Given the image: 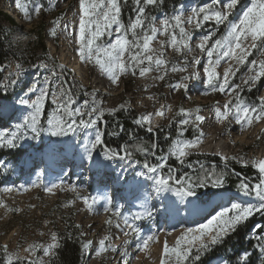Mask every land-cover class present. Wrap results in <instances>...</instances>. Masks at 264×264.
<instances>
[{"label": "snow or ice", "instance_id": "obj_1", "mask_svg": "<svg viewBox=\"0 0 264 264\" xmlns=\"http://www.w3.org/2000/svg\"><path fill=\"white\" fill-rule=\"evenodd\" d=\"M165 0H132L134 15H129L127 22L122 19V5L128 0H78V19L71 22V25L64 23L61 31L70 32L78 47V57L85 63H92L98 66L99 70L110 78V82L119 86L123 74L133 76L139 74L146 77L153 70L160 73L154 79L164 80L169 70L172 72H187L188 67L192 72L184 75L181 79L169 86L174 90L183 89L187 91L189 84L186 81L199 80L206 83L212 92H219L231 97L222 105L215 107V117L221 122L229 120L231 117L238 124L244 127H251L255 122L264 121V96L258 97V102H249L242 93L247 89L251 91L256 87L257 82L264 78V0H251L247 7L241 9L242 15L233 13L241 4V0H210L202 6L192 7L190 14L185 16L184 9H181L172 16L164 14L157 26V17L150 9L161 8ZM17 7L22 9L28 22L33 19V14L39 16L45 8L41 0H33L32 10L21 0H17ZM57 4L53 0H48V8L54 9ZM230 17H233L230 19ZM208 22H213L215 26L224 25L225 34L219 39H213L214 33L209 32L199 38L195 47L201 52V56H189L186 53L193 52L191 42L194 40L193 31L184 27L185 23L192 26V29L203 28ZM60 24V19L53 21V27L49 35L56 38L58 33L55 25ZM168 37L167 41H160L161 48L154 49L152 41L157 38V34ZM113 36V40L104 42L102 37ZM131 37V38H129ZM211 41V43H210ZM168 43L178 53L183 56V66L177 68L175 61H169L164 57L163 47ZM255 49L259 54L258 59L248 60ZM128 54L127 60L125 54ZM202 57H206L207 65L203 67V76L197 70L201 65ZM215 57V58H214ZM229 61L228 67L221 75L216 71L222 60ZM53 58L46 56L38 65L37 71L43 69L53 78L47 76L43 82L36 78L27 84L20 96L18 103L28 106L30 111H26L22 121L15 125V130H0V148H16L20 141L25 139H38L42 133H49L56 137H65L69 134L76 135L82 129H94L92 136L81 141L83 148L82 159L89 165L96 167H107L111 162L120 160L128 161V168L133 162V152L142 153L145 156L142 171L135 173L136 177L145 178L152 181L150 188L142 189L138 193L136 212L126 213L123 211V204H113V198L105 193L103 197H91L81 195L75 185H70L69 189L76 193L77 197L87 204L89 209H94L103 199L104 210L111 212L106 220L108 226H114L119 230L125 239L121 245L112 243V235H104L102 239L94 242L92 239H85L87 233L79 234V251L87 255L89 251L95 250L98 253L115 252L120 256V264H130L129 246L135 242V246L140 251H146L149 242H156L160 239L156 232L144 235L139 222L151 220L156 215L157 209L152 206V201L164 197L171 201L170 205H165V210L169 207L179 213V200L188 209V214L200 211L198 202L211 203L212 198L223 195L227 192V177L235 174L230 168V163L235 161L244 166L252 165L257 168V182L253 183L250 178L244 177L236 184L237 189L244 197H254L255 202H230V206L216 204L212 211L204 217L206 222L196 223L193 227H186L180 231L174 244L169 245L167 238L163 240L162 257L160 264H203V258L211 253L218 246L225 244L226 239L237 233L238 230L247 225L250 220L257 215L264 219V158H246L244 156H227L221 154L224 163L222 169L217 170L215 163L205 166L199 160L195 163H188L187 157L198 153L200 144L203 142L204 133L200 123L205 117L200 114V110L193 112L184 107L179 108L178 115L181 119L173 121L178 123L179 128L176 138L171 141L167 152L157 156L159 144L149 142L145 144L135 133L129 134V140L133 143L125 142L116 148L110 147L105 142V131L100 128V123L108 124L106 115L115 116L118 111H131L130 104H120L117 107H104L103 101L97 98L98 89H93L89 98L83 100L79 107H76V100L71 88L62 86L67 81H62L58 90L51 88L55 79L64 76L65 72H75V69H68L64 63H51ZM235 62V65L231 63ZM171 68L169 69V65ZM248 65L247 72L241 77L240 83L234 82V77L240 70L241 65ZM6 66L0 65V73L5 71ZM22 65L17 63L15 71L9 72L7 77L0 81V92H6L10 87L14 90L22 82ZM147 88V86H145ZM34 96V98H32ZM53 105L52 110L46 114V103ZM171 106L164 104L154 113H146L134 119L137 127L144 128L147 133H154L152 120L154 116L163 117L170 110ZM5 115V107L0 104V121ZM86 117V118H85ZM119 132L109 133V135H119L124 131L122 124H117ZM191 127L199 133L191 139L184 138V133ZM171 133L169 132V136ZM167 139V137H166ZM139 141V142H137ZM155 158L152 163L147 157ZM175 158L179 165H187L193 169L192 173L181 172L180 169L172 167L169 163L171 158ZM139 163V161H135ZM197 166H199L197 168ZM0 168H7L5 163L0 162ZM167 169V174L163 170ZM127 168L120 170L122 180L127 179ZM202 173V175L200 174ZM43 175V172L40 173ZM61 184L63 181L60 182ZM59 187L53 184L46 188L52 192ZM212 188L217 192H201V189ZM11 191L10 188L5 189ZM171 193L170 196H165ZM173 197L175 199H173ZM202 198L203 201H202ZM75 201H69L74 203ZM0 206L4 202L0 200ZM219 209V210H217ZM18 211V209H11ZM115 217V219H113ZM210 217V218H209ZM77 229L81 226L76 225ZM250 233L257 243L253 248L257 254V259L264 260V224H254ZM171 233L169 232V235ZM43 235V233L41 234ZM51 239L47 243H31L24 251L30 255L21 256L19 250L9 251L8 245L2 247L6 257L5 264H55L58 256V249L61 247L62 236L56 231L50 233ZM71 237H69L70 239ZM37 252H42V256H37ZM253 252L243 250L237 257L236 264H255L252 260ZM44 257H49L46 261ZM221 264H232L227 258H221Z\"/></svg>", "mask_w": 264, "mask_h": 264}, {"label": "rangeland", "instance_id": "obj_2", "mask_svg": "<svg viewBox=\"0 0 264 264\" xmlns=\"http://www.w3.org/2000/svg\"><path fill=\"white\" fill-rule=\"evenodd\" d=\"M41 2L45 4V8L39 16L33 14L32 21L28 22L24 16L23 10H20L16 14L8 12L12 9L10 6L14 5L15 0H0V12H7L11 16L13 15V18L17 23L19 22V26L21 27V29H15L12 36L8 40V44L12 52V58L14 59L11 58L10 61L3 65L6 66V68L3 73H0V81H2L4 77H7L9 72L15 71V65L17 64L15 59L19 60L20 58H23V60L19 61L20 63L23 61V64H30V61H38L31 67L30 70H28L27 65H22V82L14 90L10 87L6 92H2L4 94H10L12 99L2 100L0 101V104H3L4 107L6 104H10L15 110H12V108L7 110V108H5L4 118L0 121V130L8 129L10 131H14L15 125L22 121L23 114L16 107L27 84L31 83L36 78H38L42 83L46 76L50 80L53 79L50 74L45 72L43 69H40L38 72L36 68V65H38L47 55H50L53 58V62L57 64L64 63V57H66V59L68 58L67 60L72 63L75 59L81 61L78 57V52L75 50L78 47V44H76L70 32L61 31L64 23L71 25V22L78 19V0L74 1L66 10H62L63 7L61 6L66 4L68 0L66 2H64V0H53V2L57 4V7L54 9L48 8V0H41ZM250 2L251 0H241V4L233 13V17L237 14L242 15L241 9L247 7ZM24 3L28 6L29 11H31L33 7V0H24ZM204 3H210V0H183L177 7L172 8L169 12L157 13L155 15L157 17V26H159V22L163 19L164 14L172 16L178 12L181 7H183L185 16H187L190 14V9L192 7L202 6ZM125 8L127 10V4H125ZM150 11L152 12V9H150ZM233 17H230V19ZM57 18L60 19V24L55 25L58 33L56 37L58 40L56 42L59 46H57L56 49H53L50 48V42H52V39L49 33L53 27V21ZM0 24L7 27L11 26V23L5 19L1 13ZM222 26L224 27L223 29H221ZM184 27L192 30L194 35V40L191 42L193 52L186 53V55L189 56V59L193 55H202L200 50L195 47L201 36L212 32L215 34L213 39H219L225 34V26H215L213 22L206 23L204 27L200 29H192V26L187 23H185ZM62 33L66 34V45H61L59 43ZM113 38V36L106 35L105 37H102V40L104 42H109L113 40ZM167 40V36L158 33L157 38L152 41L151 46L154 49H160V41ZM43 43L45 48H43ZM163 52V58L169 61H175L177 68L183 66V56L172 48L170 44L166 43L164 45ZM127 58L128 54L126 53L125 59L127 60ZM258 58H260L259 54L255 49H253L252 54L248 57V60L251 61ZM81 62L85 72L88 73L86 78L89 77L90 82H87L84 76L80 75V72L75 70V72H71L69 77L55 79L51 85V88L58 90V86H61V82L69 79V81L62 86H71L74 93V99L76 100V107H79L83 100L89 98V94L93 89L99 90L97 98L103 101L104 107L118 108V106L122 103L130 104L131 109L139 116L149 112L154 113L160 109L161 105L168 104L171 106L170 110H168L163 117L154 116L152 124L156 131L167 128L172 129L175 132H177L179 125L173 121V117L176 118V121L181 119V116L178 115L180 107L191 109L193 112H195L196 109H199L200 114L205 117V120L200 123L201 130L205 135L203 137V142L199 146L198 153L203 154L205 151L209 152L211 155L220 158L223 163L222 158L219 156L220 154L217 155L216 153L217 150H214L211 153V151L204 149L205 147L208 148L216 145L215 147L217 149L222 150L225 148L224 150L228 152L227 156L229 157L235 155L244 156L249 159L260 158V150L264 146V121H254L251 127L242 128L241 125L231 117H229V120H225L223 122L216 119L215 107L217 104L222 105L225 101L231 99V97L223 93L212 92L207 87L206 83H202L199 80L186 81L189 84V89L187 91L183 89L174 90L169 86L170 84L179 81L184 75L191 73L192 68L190 66L188 67L187 72H172L169 70L164 80L154 79L160 75V73L155 70L143 78L140 77L138 73L135 76L131 74H123L121 76L119 86H116L114 84L112 85L110 78L102 73L98 66L92 63ZM231 63L235 65L234 61H231ZM228 64L229 61L227 58L222 60L221 63L216 66V71L222 75L224 69L228 67ZM67 65L74 69L70 64ZM206 65L207 59L206 57H202L201 65L197 66V70L201 72L202 76L204 75L203 67ZM170 68L171 64L169 65V69ZM247 69V64L240 66V70L233 78L235 83L241 82V77L247 72ZM104 84L108 87L110 86L109 90L102 87ZM145 86H147V88ZM81 94L84 95V99L81 98ZM242 96L249 102H258V97L264 96V78L257 82L256 87L251 91L245 89ZM32 98H34V96ZM205 98H208L209 100L207 106L205 105L207 103H204ZM52 107L53 105H51L50 102L46 103V114L52 110ZM15 111L16 113L13 114ZM214 120H217L218 124L215 128V132L210 134L211 132H209V127ZM99 126L102 130L103 127H106V125L102 122ZM191 130L192 132H195L192 128ZM185 133L184 138L188 139L185 136ZM47 138L49 139L48 142L46 141ZM86 138L88 137L83 129L76 135L69 134L65 137H56L45 132L42 133L38 139H25L20 141L16 148H0V152L8 151L12 154H17V156L10 154L0 155V162L7 165L6 169L0 168V200L4 202V206H0V252H3V245L7 244L9 251L19 250V254L21 256L28 257L30 254L24 251V249H26L29 244L50 242V233L52 231H56L59 234L60 231H63L65 220L69 218H73L76 223L81 226V232L87 233L85 239H92L94 242H97L99 239H102L104 235L110 234L113 237L112 243L114 245L119 246L122 244V241L125 239L123 234L114 226L110 227L106 224V220L111 215V212H107V216L105 217L106 219L100 223L98 221V217L100 216L102 208H99L100 206L97 204L94 209H89L87 204L78 198L75 192L69 189V186L75 185L81 195L95 197L101 187L111 185L112 183L116 194L115 203L117 202L116 204H118L120 201L121 204H124L126 208L125 210L128 208L130 209L133 204L130 203L128 206L126 196L124 195L127 192V187H125V192H122V187L120 188L121 182L119 180L115 182L114 178H111L112 176L114 177V175H118L122 168H126L129 162L117 160L111 162V164H109L110 166L108 165L107 167L89 165L82 159L83 148L81 146V141ZM212 138H215V144L211 143L208 146V142ZM41 142L42 146L40 145ZM41 147L42 149L39 150ZM52 154L57 157V160H55L57 162H55L54 166L48 157ZM135 155L145 160V156L142 153L133 152L132 166L129 169L127 167V169L133 173L131 179H133L135 176L134 173L137 171L135 168L143 169L141 164L135 163V161H137ZM43 157H48L47 161L49 163L43 160ZM147 159L151 162L155 161V158L152 157V159H150V156L147 157ZM199 161L202 164H205V166L213 164L206 159H199ZM56 163L58 164L56 165ZM189 163L194 164L195 162ZM115 165H120L121 167L118 171H116V174H112L111 176V173L108 172H110ZM230 165L244 166L236 163L235 161L231 162ZM70 166L73 167V171L70 175H65ZM223 167L224 166L217 165V170L222 169ZM185 168L188 171L192 170L191 168H188L187 165ZM38 169H40V172ZM51 170H55V172L49 174V171ZM113 170H117V168ZM255 170L256 174L249 177L253 183L257 182V174L259 171L257 168H255ZM180 171L182 172L181 169ZM41 172H43L42 176L40 175ZM200 174L202 175V173ZM52 177H56L55 180H53ZM233 179H236V177L230 174L227 177V184ZM239 180L240 179H238V182ZM61 181H63L62 184L60 183ZM53 184H58L59 187L54 188L52 192H48L46 188L51 187ZM130 184L131 182H128L127 186H130ZM151 184L152 181H145L142 184H136L135 189L138 190L141 187H147V185L150 187ZM227 184L226 188L228 189ZM7 188H10L11 191H6L5 189ZM200 191L217 192L218 190L205 188ZM226 193L233 199L236 197V194L239 193V190L235 189L233 193L228 190ZM220 198L221 197L218 196L213 197L211 203L198 202L200 211L188 214L189 216L186 218L183 215L184 213H188L187 208L180 204L177 200V204L180 205V211L182 208H186V211H179V213H177V218L173 219V226H171V223L167 222L158 214H156L152 220H144L139 222V224L143 230V234H152L153 232H156L160 237L161 234L164 233L165 238H167L168 243L171 246L174 244L176 238L173 239L171 234L169 235V232L171 233L172 231L178 229L190 227L189 224L191 222L185 221H190L192 215H196L195 217L200 219L194 221L198 223V221H205L204 217L212 211V208L215 207L216 204L230 206L229 202L224 204L221 202ZM203 199L204 198H202V201ZM69 201L75 202L69 203ZM245 202L254 203L255 198L248 197V200ZM11 209H18V211H13ZM170 210H173V208ZM126 213L128 212L126 211ZM200 213L202 214L201 216ZM254 218L256 219L255 224H264V219H262L261 216L257 215ZM113 219H115V217H113ZM154 225L156 228L151 230ZM252 231L253 227H251L245 234L244 243L247 245V241L250 242V246L248 248L240 249V251L235 254V250L232 247H229L226 252H221L216 256L208 257L209 254H207L203 258V264H211L212 261L221 258H227L232 262V264H236L237 257L243 250L254 252L255 250L253 245H255L257 241L250 235ZM42 233L43 235H41ZM156 243L157 241L149 242V247L146 251L138 250L135 246V242L132 246H129L130 264H147L151 250ZM97 252L98 251L95 250L94 246V250L89 251L88 256L84 259V264H120V256L118 253L106 252L98 253L96 255ZM36 255L42 256L43 253L41 252L39 255L37 252ZM44 259L48 261L49 257H44ZM252 260L255 261V264H264V260L257 259L256 253L252 256ZM5 261L6 257L3 260L4 264Z\"/></svg>", "mask_w": 264, "mask_h": 264}, {"label": "trees", "instance_id": "obj_3", "mask_svg": "<svg viewBox=\"0 0 264 264\" xmlns=\"http://www.w3.org/2000/svg\"><path fill=\"white\" fill-rule=\"evenodd\" d=\"M183 0H165L164 5L161 8L152 9V14L156 15L160 12H169L172 8L177 7ZM123 11H122V19L127 22L129 15H134L133 11V5L132 0H128L127 3V10L125 8V4L122 5ZM2 16L7 19L11 26L7 27L2 24H0V65H5L9 59L12 57V52L9 47V38L12 36V33L15 29H21L19 24L14 20V18L8 14L7 12H0ZM224 27L222 26L221 29ZM43 48H45L43 43ZM49 56V55H47ZM1 80V75H0ZM69 81V79H67ZM81 98L84 99V95L81 94ZM12 96L10 94H4L0 92V101L2 100H11ZM139 115L135 113L131 109V111H118L115 116H106V119L108 121V124L106 125L104 131H105V142L110 147L116 148L119 145L124 144L125 142L133 143L129 140V134L135 133L140 140H142L145 144L149 142H156L159 144V149L157 150V156L161 155V153L165 150L166 145L170 143L171 139L174 138L176 135V132L172 129L163 128V132H154V133H147L144 128L137 127V125L134 124V119L138 118ZM122 124L124 126V131L121 132L119 135H109V133L113 132H119V128L117 127V124ZM165 132V133H164ZM169 132L171 133L169 138H165L166 135H169ZM197 132H192L191 127H189L188 131L185 133V136L187 138H193L194 136L198 135ZM114 136V137H113ZM139 142V141H137ZM22 151V150H19ZM1 154H10L17 156V154H12L8 151H2ZM19 155V154H18ZM136 156V155H135ZM137 161H139V164L143 165L144 160L138 156L135 157ZM150 159L152 157L150 156ZM203 160L206 159L209 162L215 163L216 165L224 166V163L221 162V160L214 155L210 156H203V155H191L188 157L187 162H195L197 160ZM154 163V162H152ZM169 163L174 168L181 169L182 172L188 171L186 170L185 166L179 165L176 161L170 159ZM230 168L234 170L235 174H232L236 177V179H233L228 182V190L231 192H234L235 189H237L236 184L238 182V179L244 178V177H252L256 174V170L254 166L248 165V166H240V165H230ZM163 174H167V169L165 168L163 170ZM256 219L253 218V220H250L247 225H244L241 227L237 233H234L230 235L227 239L224 245L218 246L216 249H214L211 253H209L208 257L216 256L221 252H226V250L229 247L234 248L235 253H238L240 249L248 248L250 246V242L247 241V245L245 242V234L248 232V230L255 224ZM78 225L76 221L73 218H69L65 220V226L64 230L59 232V235L62 236V242L61 247L57 250L58 256L55 258H52L55 260V264H84V259L88 256L83 255L79 251V234L81 232V228L77 229L75 226ZM69 237H71L69 239ZM255 252V251H254ZM253 252V256L254 253ZM40 255L41 252H38ZM5 258V255L3 252H0V264H4L3 260ZM50 260V258H49Z\"/></svg>", "mask_w": 264, "mask_h": 264}, {"label": "bare ground", "instance_id": "obj_4", "mask_svg": "<svg viewBox=\"0 0 264 264\" xmlns=\"http://www.w3.org/2000/svg\"><path fill=\"white\" fill-rule=\"evenodd\" d=\"M67 0H64V2H66ZM74 1H76V0H68V2L66 3V4H63V6H61V7H63L62 8V10H66ZM21 2L22 3H24V0H21ZM25 4V3H24ZM12 9L11 10H9L8 12L9 13H17V12H19L20 10H22V9H20V8H18L17 7V0H15V3H14V5H12V6H10ZM12 17H13V15H12ZM15 20V19H14ZM18 24H19V22H18ZM70 36V35H69ZM65 37H66V34H64V33H62L61 34V37H60V40H59V43L62 45V44H65L66 45V39H65ZM51 39H52V42H50L51 44H50V48H53V49H56L57 48V46H59V44L56 42L58 39L57 38H53V37H51ZM68 59V58H67ZM66 59V57H64L63 58V61H64V64L66 63V65L67 64H70L77 72H80V75H82V76H84V78H85V80L87 81V82H90V79H89V77H87L86 78V76H88V73L87 72H85V69H84V67H83V65H82V62L81 61H79L78 59H75V61L72 63L71 61H68ZM21 60H23V58H21ZM38 61H35L34 62V64H36ZM51 63H55V62H53V60L51 61ZM27 64V63H26ZM33 64V65H34ZM32 65V66H33ZM23 66H25V65H23ZM28 66V65H27ZM67 67L69 68V69H72V68H70L68 65H67ZM70 74H71V71H67V72H65V74H64V76H62V77H60V78H66V77H69L70 76ZM100 83V82H99ZM98 84V83H97ZM120 84V83H119ZM113 85V84H112ZM104 89H108L109 90V87L106 85V84H104L103 86H102ZM121 87V86H120ZM112 89V88H111ZM138 99V98H137ZM138 101V100H137ZM204 103H207V104H205L206 106L208 105V103H209V100H208V98H205L204 99ZM5 108H7V110H10V108H12V110H15L14 109V107L13 106H11L10 104H6L5 105ZM16 108H18V110H20V112L23 114V115H25L26 114V111H30V109H28V106H26V105H21V104H19L18 103V105H17V107ZM17 111V110H16ZM16 111L13 113V114H15L16 113ZM22 115V116H23ZM214 116V115H213ZM217 120L215 121L214 120V122L210 125V127H209V132H211L210 134H212V133H214L215 132V128H216V126H217ZM85 132H86V136L87 137H90V136H92L93 135V133H94V129H83ZM189 139V138H188ZM215 138H212L208 143V146L212 143V144H215ZM216 145H214L213 147H205L204 149L205 150H208V151H211V153H212V151H214V150H217L216 151V153H217V155L218 154H220L219 156L221 157V154H223V155H227L228 154V152L227 151H225L224 149H217L216 147H215ZM218 146V145H217ZM220 148H221V146H220ZM206 152V151H205ZM206 154H210L209 152H206ZM190 156V155H189ZM49 158H50V160H51V162H52V164H53V166L55 165V162H57V161H55V160H57V157L56 156H54L53 154L52 155H49L48 156ZM47 157V158H48ZM260 158H264V146L262 147V149L260 150ZM64 162V161H63ZM59 163V162H58ZM58 163H56V165L58 164ZM61 163V162H60ZM110 166V165H109ZM34 167H37V166H34ZM57 167H59V166H57ZM56 167V168H57ZM143 169H141V171H142ZM38 171L40 172V169H38ZM55 172V170L53 171V170H51V171H49V174L50 173H54ZM35 174V173H34ZM53 178V180H55V178L56 177H52ZM47 179H50V178H47ZM143 179H145V178H143ZM141 177H137V178H135V181H133V179H132V181H131V184H130V187H132L133 189H129V188H126V189H128V194L130 193V194H133L134 192H136L137 191V189H135V185L136 184H142V183H144L145 181H149V180H147V179H145V180H143ZM52 181V180H51ZM120 181V180H119ZM121 182V181H120ZM51 183V182H50ZM126 187H127V185H126ZM147 188H150V187H148V185H147V187H141V188H139L138 190V192L136 193V194H134V196L131 198L130 197V199H128L127 200V205L129 206V204L131 203V204H133L132 205V207L134 208V211H130V209L128 208L127 210H124V212H128V213H130V212H136V211H139L140 209L137 207V199H136V197H137V195H138V193L140 192V190H142V189H147ZM125 192V191H124ZM105 193H108V194H110L111 196H112V198H113V196L114 197H116V194H115V190H114V186H113V184L111 183V185H108V186H103L102 188H100L99 190H98V192L96 193V195H95V197H103L104 195H105ZM125 194H127V192L125 193ZM218 197H221L220 198V200H221V202H223L224 204L225 203H227V202H245V201H247L248 200V197H244V196H242V194L239 192V193H237L236 194V197L235 198H231L230 196H229V194H227L226 192H224L223 193V195H218ZM133 203H132V202ZM177 202V201H176ZM105 201L103 200V199H100L99 200V203H98V205L100 206L99 208H102V210H101V213H100V216L98 217V221L100 222V223H102L106 218V216H107V212L104 210V207H105ZM118 204H121V202L119 201V203ZM171 204V203H170ZM124 205V204H123ZM131 207V206H130ZM153 208L154 209H156V206H153ZM124 209H126L125 207H124ZM186 211V208H182L181 209V211L180 212H185ZM185 218L186 217H188L189 215H188V213H184V215H183ZM198 217H192V218H190V221H188V222H191L190 224H189V226L190 227H193V226H195V224H194V221L195 220H200V219H197ZM210 218V217H209ZM203 222H206V221H202V222H200V221H198V223H203ZM173 224H174V222L171 224V226H173ZM154 228H156V226L154 225V226H152V229L151 230H153ZM182 229H178V230H175V231H172L171 232V236L173 237V239H175L178 235H179V233H180V231H181ZM144 235H148V234H144ZM165 234L164 233H162L161 234V238H160V240H158L157 241V243H156V245L153 247V249L151 250V253H150V257H149V260H148V263L147 264H160V259H161V257H162V249H163V240H164V238H165V236H164ZM95 246V245H94ZM98 254V252L96 253V255ZM211 264H221V259H216V260H214V261H212V263Z\"/></svg>", "mask_w": 264, "mask_h": 264}, {"label": "built area", "instance_id": "obj_5", "mask_svg": "<svg viewBox=\"0 0 264 264\" xmlns=\"http://www.w3.org/2000/svg\"><path fill=\"white\" fill-rule=\"evenodd\" d=\"M16 56V55H15ZM18 57V56H17ZM12 58V57H11ZM10 58V59H11ZM10 59H9V61H10ZM12 59H14V58H12ZM16 60V63H20L19 61L21 60V58L19 59V60H17V59H15ZM21 65H28V70H30L31 69V67H32V65L34 64V61H30V64H23V61L20 63ZM155 132H160V133H162L163 132V129L162 130H157V131H155ZM165 133V132H164ZM176 136V135H175ZM175 136H174V138H175ZM166 137L167 138H169L170 136L169 135H166ZM165 137V138H166ZM173 138V139H174ZM173 139H171V141L173 140ZM189 139H191L190 137H189ZM171 141H170V143H168L167 145H166V148H165V150L162 152V153H164V152H167V150H168V147H169V145L171 144ZM161 153V154H162ZM193 155H195V154H193ZM196 155H203V156H210V155H208V154H206V152H203V154H196ZM191 156V155H190ZM190 156H188V157H190ZM188 157H187V159H188ZM172 160H174V161H176L175 160V158L173 157V158H171ZM220 159V158H219ZM156 162V160L154 161V163ZM178 164H179V162L178 161H176Z\"/></svg>", "mask_w": 264, "mask_h": 264}, {"label": "water", "instance_id": "obj_6", "mask_svg": "<svg viewBox=\"0 0 264 264\" xmlns=\"http://www.w3.org/2000/svg\"><path fill=\"white\" fill-rule=\"evenodd\" d=\"M105 128L103 127V130H104ZM198 168V167H197ZM187 172H189V173H192L193 172V169L192 170H190V171H187Z\"/></svg>", "mask_w": 264, "mask_h": 264}]
</instances>
